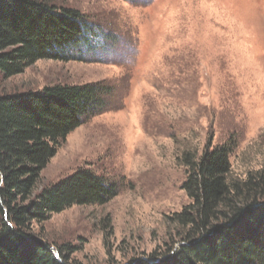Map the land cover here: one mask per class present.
I'll use <instances>...</instances> for the list:
<instances>
[{
    "label": "rangeland",
    "instance_id": "rangeland-1",
    "mask_svg": "<svg viewBox=\"0 0 264 264\" xmlns=\"http://www.w3.org/2000/svg\"><path fill=\"white\" fill-rule=\"evenodd\" d=\"M96 36L81 58L39 59L0 77V95L100 85L102 104L60 143L27 204L75 170L116 183L104 204L72 205L31 233L73 264L164 252L190 202L187 155L230 147L231 179L264 169V0H46Z\"/></svg>",
    "mask_w": 264,
    "mask_h": 264
},
{
    "label": "trees",
    "instance_id": "trees-1",
    "mask_svg": "<svg viewBox=\"0 0 264 264\" xmlns=\"http://www.w3.org/2000/svg\"><path fill=\"white\" fill-rule=\"evenodd\" d=\"M77 11L46 0H0V77L22 73L39 59L81 58L96 34ZM109 89L96 84L53 86L0 95V264H73L37 239L33 220L72 205L104 204L117 185L79 168L32 195L40 172L60 143L102 104ZM230 147L187 155L182 188L190 199L170 218L178 227L164 252L126 264H264V169L231 179Z\"/></svg>",
    "mask_w": 264,
    "mask_h": 264
}]
</instances>
